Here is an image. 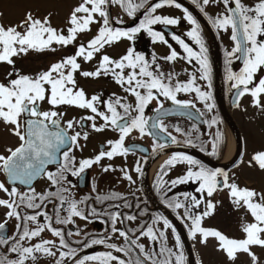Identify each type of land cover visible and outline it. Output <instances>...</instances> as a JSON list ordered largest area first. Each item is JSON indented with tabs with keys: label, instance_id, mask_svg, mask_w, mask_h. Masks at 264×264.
<instances>
[{
	"label": "snow or ice",
	"instance_id": "snow-or-ice-1",
	"mask_svg": "<svg viewBox=\"0 0 264 264\" xmlns=\"http://www.w3.org/2000/svg\"><path fill=\"white\" fill-rule=\"evenodd\" d=\"M191 2L218 34L230 32L234 46L225 51V73L230 91L234 90L235 106L239 108L241 98L247 95L251 97V106L264 113V76L257 75L264 70V0H254L251 4L244 0ZM113 5L119 6L138 23L132 27L119 26L124 21L119 17L112 19ZM212 5L222 6V11L215 16L209 15L206 9ZM165 7L181 9L182 18L157 14ZM141 10L142 18L137 15ZM182 20L190 26L185 35L191 44L175 33H171V39L183 54L169 43L165 32L154 30L156 25L165 28L179 26ZM89 33H93L90 39L80 41L82 35ZM141 33H147L153 43L166 45L168 53L158 57L153 52L149 59L134 46L126 47L117 56L108 53V48L123 41L134 43ZM69 46L74 47L73 54L61 56L35 73L19 70L14 59L25 57L30 52L57 53ZM237 60L242 62V67L233 71L232 65ZM94 61L92 68L83 67ZM161 61L173 66L177 61H184L192 65L193 71L181 80L179 73L165 71ZM0 64L11 66L6 78L0 81V125L18 141L17 146H5L0 152V173L6 178L0 181V193L4 194L0 196V208L6 209V219L0 222V246H6L7 251L14 254L11 259L0 257V264H40L41 257L51 258L52 264H188L181 235L167 217L155 216L150 225L140 226L139 236L132 239L129 232L135 235L134 230L117 225L125 221L135 222L138 217L120 211L98 212L95 208L86 213L80 205L86 204L88 198H72L69 176L79 177L105 159L112 161L116 157H127L132 149L126 146L125 141L134 132H138L140 138H153V155L168 148L169 141L171 145L180 144L177 136L159 119L160 115L171 114L164 108L165 101L183 109L196 108V102H199L208 112L213 111L216 105L211 91L212 64L201 24L192 12L182 8L177 0L154 3L151 0H79L67 15L64 27L57 28L52 24L51 12L40 17L28 11L19 23L7 26L0 23ZM101 77H111L123 95L113 93L104 99L102 94L90 95L80 84V79L97 80ZM180 94L193 98L179 99ZM153 101L157 105L154 109L158 114L156 118L145 115ZM69 108L82 110L85 114L65 120ZM205 123L211 127L218 121L213 117ZM86 126L96 133L110 130L118 138L106 140L94 156L78 160L76 151L82 152L86 147L81 141L89 139V132L84 130ZM174 131L183 135L178 126ZM222 140V134L217 131L210 141L208 155L219 154ZM183 143L207 151L204 144L198 145L190 138ZM140 151L146 152L147 149L141 148ZM53 164L56 170L50 171L49 165ZM180 165L185 168L182 175L170 181L164 179ZM247 167L264 173V149L250 155ZM102 170L116 169L109 164ZM120 171L125 180L135 183L128 169L121 168ZM134 171L142 173L140 161L136 162ZM38 178H46L55 191L37 193L32 185ZM189 183L197 185L195 194L184 192L168 197L173 188ZM17 185L28 186L29 190L21 191ZM156 190L162 193L163 202L181 221L190 240L204 246L210 240L215 241L214 250L223 257V264H264V189L241 186L237 178L223 168H209L191 155L174 152L161 165ZM220 192H226L233 209L243 210L240 236H230L217 228L204 226V221L216 212L219 201L214 200V196ZM116 199L125 198L117 194L96 197L101 202ZM53 201H58V204ZM48 204H53L54 215L44 210ZM112 207L120 208L121 205ZM123 207L131 208L132 205L125 199ZM136 207L139 208V204ZM22 208L31 209L33 213L25 211L22 214ZM62 211L66 215L62 216ZM144 214L141 211L140 215ZM102 215L110 221V229L103 236L90 235L79 228L66 231L65 227H60L73 225L75 218L89 221V217ZM13 218L18 222L16 231L7 236L3 230L7 221ZM169 230L174 238L172 247L168 246ZM45 233H50L52 238H44ZM82 235L83 239H69ZM141 236L159 242V251H146L143 244L137 243ZM114 238H122L128 246L117 244ZM97 245L105 250L79 255L81 249ZM132 246L139 249L143 260L139 257L131 259ZM196 264L203 262L198 259Z\"/></svg>",
	"mask_w": 264,
	"mask_h": 264
},
{
	"label": "flooded vegetation",
	"instance_id": "flooded-vegetation-1",
	"mask_svg": "<svg viewBox=\"0 0 264 264\" xmlns=\"http://www.w3.org/2000/svg\"><path fill=\"white\" fill-rule=\"evenodd\" d=\"M151 2L153 3L158 2V0H151ZM177 2L181 3L182 8H185V7L188 8L189 11L192 12V14L198 19V21L201 24L202 35L205 41V45L208 48V56H209V60L212 64V69H213L211 91L213 92V97H214V101L216 105L215 106L216 113L218 114V117L222 118L223 122L226 123L223 116H221L222 114H220L221 112L219 109L217 96L221 97L222 101L224 102L230 114L237 107L235 106L231 108V105H230V97L234 90L230 91V88H226V84L228 82L226 81V73L224 69L225 68V65H224L225 64V51H224L225 45H224V41L222 38V33L218 34L216 30L212 28L211 24L208 22L204 14L199 12L198 8L196 7L195 4L191 2V0H177ZM244 2L251 4L254 2V0H244ZM206 11L209 15L215 16L218 11H222V6L218 7V6L212 5V6H209L206 9ZM142 14H143V10H141V12L138 13L137 15L140 18H142ZM157 14L170 15L172 17H181V18L183 16L182 10L176 9L174 7H165L164 9L158 10ZM111 15H112L113 20H115L117 17L122 18L124 23L123 25H119L122 27H132V26H135L136 23H138V20H133L132 18L128 17L119 6L117 7H114V5L111 6ZM189 29H190V26L187 24L186 21H183V20L179 26H175V27L169 26L168 28H165L162 25L154 26V30L165 32L166 39L169 41V43L173 45V47L177 48V50L181 54H183V51L182 49L179 48V46L175 43V41L171 39V33L180 35L182 38L186 40V42L191 44V41H188L185 35V33ZM93 32H95V26H93ZM92 34L93 33H89V35L84 38L85 40L80 39V41L86 42L88 39L91 38ZM128 46H134L137 51L145 54V56L148 57L149 59L151 58V54L153 52L159 57V56L167 54L169 51L166 45L160 44V43H153L151 37H149L147 33L138 34L137 39L134 41V43L123 41L119 45L113 48H108L107 51L110 55L117 56L121 54ZM66 49L68 50L67 55L73 54L74 52L73 46H69ZM94 63L95 61L90 64L83 65V67L85 69H90L93 67ZM161 63L163 64L165 71H174L175 73H179V79L181 80L186 79L187 73H190L193 71L192 65H189L184 61H177L174 66L169 65V64H164L163 61H161ZM237 64L239 67H242L241 61L237 60ZM185 69L187 70V72L185 71ZM89 80L80 79L81 86L84 87V84L87 85L86 82H89ZM92 81H94V85L89 84V86L94 88V91L93 93H90V95L91 94H102L104 99H107L113 93H116L117 95H123L122 90L119 88L118 85H116L112 81L111 77H101L97 80H92ZM84 88L87 91V88L86 87ZM246 96H244L243 98H245ZM178 98L188 100V99H192L193 96L180 94ZM243 98H241L240 102L242 101ZM156 107L157 105L155 101H153L152 104H150L149 107L146 109L145 115L148 117L156 118L158 115L154 111ZM176 107L178 106L173 105L171 101L164 102L165 109L166 108L175 109ZM190 109L195 110L199 114V116L202 118L203 123L201 125H199L194 120L183 117V116H167V117H163L162 115L159 116V119L162 120L164 124L168 126L169 131L172 132L173 135H176V136L181 135L184 137L183 140H180L179 137L177 136V139L181 141L180 144L171 145L169 141L168 148L164 149L161 153L157 155H153L151 151L153 138L151 136H145L143 138H140L139 133L134 132L132 136L126 139L125 141L126 146L132 149V151H130L127 157H116L112 161L105 159L101 161L100 165H93L92 168L87 169L79 177L69 176V180L71 181V185H72L71 187L72 198L76 200H81L82 198H85V197L88 198L86 201V204L80 205V207L85 209L86 213L90 212L92 208H95L98 212L120 211L121 213H124V214L136 215L138 218L135 222L125 221L124 224L117 225L118 227L122 229L134 230L135 235H133L132 231L129 232V235L132 239H136V237L139 236L140 226L150 225L152 223V219L157 215L163 216L160 213V211L155 208V206L152 204V201L149 199V192L158 203L168 208L161 198L162 193H158L156 190L155 178L159 176L160 169L158 168L155 174H153L150 177V179L148 177L149 166L154 161V159H156L160 154L166 151L177 152L175 148L177 146L185 145L183 141L188 138L192 139L198 145L204 144L207 151H201L200 147H191V148L209 157L213 161L216 158H219L221 156V151L224 147L223 141H221L220 143L219 154L217 156H210L208 155V152L211 150V145H210L211 139H208L206 141L205 139L202 138V136L206 133V130H207L206 129L207 123H205V121H208V116L205 114L206 110H204L203 104L196 102V108H190ZM197 109L199 111H197ZM201 113H203V115H201ZM97 123H100V121H97ZM182 123H185V124L182 126ZM179 125H180V128L181 126L184 128L182 129L183 135L178 134L174 131L175 127L177 126L179 127ZM87 128L88 126H86L84 130H86ZM93 134H96L97 136L95 135L93 138L88 139V141L86 142L81 141V143L86 144V147L84 148L82 152L78 150L76 151V157L78 160L80 158H89V157L94 156L101 149V146L105 144L106 140L118 138L117 134L110 130H106L103 133L93 132ZM141 148L147 149V151L142 152L140 151ZM137 161H140V167L142 168V173H136L134 171ZM109 164H111L113 168H115L116 170L104 172L102 168ZM121 168H126L130 171V173L133 176V180L135 181L134 184L130 183L129 181L123 178V172L120 171ZM49 170L55 171L56 165L50 166ZM4 180H5V177H4ZM17 186L20 188L21 191L29 190L19 185ZM32 187L35 188L37 193H42V192H46L49 190L55 191V188L50 186L46 178H40L38 181H36L33 184ZM112 194H117L119 197L125 198L127 203L131 204L132 207L131 208L123 207V204L125 203V199L104 200L102 202L96 200L97 196L105 197V196H110ZM171 194L172 193H168V196H170ZM53 203L58 204V201H53ZM115 204H119L121 205V207L120 208L112 207V205H115ZM137 204H139V208L136 207ZM44 210L47 211L49 215H54L53 204H48ZM25 211L28 214L33 213V210L31 209H23V208L21 209L22 214ZM141 211H144L145 214L140 215ZM61 215L62 216L66 215V212L62 211ZM4 221L5 219L2 220L1 222H4ZM10 221L11 219L7 221L6 228L5 230H3V233L7 236H11L15 233L16 231L15 226L18 223L15 219H14V222L11 221L12 223ZM42 221H43V218H41V222ZM60 227H65L66 231L67 230L75 231L77 228H79V229L84 230V232L90 235L99 237V236H103L107 234V230L110 229V221L108 220V217L106 215H102L98 218L89 217V221H84V220H80L79 218H75V223L73 225L60 226ZM43 236L46 239L52 238L50 233H45L43 234ZM169 237H170V231H169ZM69 239L71 241H74L77 239H83V235L80 237L73 236ZM114 242H116L117 244L121 246H125V247L128 246L125 244L122 238H119V239L114 238ZM137 243L143 244L145 246L146 251L158 252L160 248L159 242H153L149 240L148 238L142 237V236L137 240ZM72 246L76 247L75 244H72ZM169 247H172V246H169ZM104 250L105 249L103 246L97 245L91 249H81L79 255L80 256L91 255V254H94L95 252L104 251ZM117 255L122 256V254H117ZM2 256H8V258L10 259L14 258V254L8 252L6 246H0V257ZM137 257L143 260V255L139 252V249L136 248L135 246H132L131 259L135 260ZM122 258L128 259L126 257H122ZM40 264H52V260L51 258H48V257H41Z\"/></svg>",
	"mask_w": 264,
	"mask_h": 264
},
{
	"label": "rangeland",
	"instance_id": "rangeland-1",
	"mask_svg": "<svg viewBox=\"0 0 264 264\" xmlns=\"http://www.w3.org/2000/svg\"><path fill=\"white\" fill-rule=\"evenodd\" d=\"M78 2L79 0H0V23H3L5 26L9 24L19 23L23 19L24 14L28 11H31L34 15L40 17H43V15H45L46 13L51 12L53 26L61 28L64 27L65 19L69 14L71 8L75 6ZM114 7H117V5H114ZM221 33L225 45L224 51H230L231 48L234 46V42L230 39V32ZM88 35L89 34L82 35L80 39H84ZM67 53V49H62L57 53L30 52L25 57L14 59L17 61V68L19 70L26 73H35L37 71L44 70L50 65V63L55 62L63 55H67ZM232 68L233 71H239L240 67L237 64V61H234ZM10 69L11 66H8L6 64H0V81H3L6 78L7 72ZM257 75L258 77L264 76V70H261V72H259ZM86 84L87 85L84 84V87L87 88L89 94L93 93L94 88L89 86V84L94 85V81L89 80V82H86ZM226 88H230L229 83L226 84ZM250 100L251 97L249 96L243 98L240 102V107L234 109V111H232L231 113L243 139V154L239 165H237L235 169L230 170L229 174L230 176L234 175L237 178V182L241 186L247 185L248 187L261 190L264 189V173H261L255 169L248 168L247 160L254 151L264 149V113L252 107ZM84 114L85 113L78 109L69 108L67 109L65 120L71 118H79L81 115ZM205 114L208 116V121L215 117L218 123L216 125H212L211 127H209V125L207 124L206 133L202 136V138L207 141L208 139H212L213 135L217 131L222 134V141L224 142V147L221 151V156L219 159L221 162H223L227 155L228 140L232 137L235 139L237 151V137L233 129L227 123H224L222 118L218 117V114L216 113V108H214L212 112H208L206 110ZM184 124L185 123H182V126ZM182 126L181 129H184ZM86 131L89 132V139L93 138L96 135L93 134V131L91 130L90 126H88ZM177 136L180 140H183L184 138L181 135ZM17 145L18 141L16 140V138L9 136L4 131L3 126L0 125V152L4 151L5 146L15 147ZM161 165L159 166V169L161 168ZM184 170L185 168L183 165L177 166L176 168L172 169L169 172L168 176L164 177V179L169 181L171 179H175L177 178V176L182 175L184 173ZM157 179L158 177L155 178V182L157 181ZM0 181H4V176L2 173H0ZM196 187L197 185L192 183L178 185L177 187L172 189V193H174L173 195L175 196L180 195L184 192L195 194ZM3 195V193H0V196ZM214 200L219 201V203L217 204L216 212L213 216L208 217L204 221V226L210 228H217L230 236H240L241 233L239 231V224L241 216L243 215V210L236 211L232 208L226 192L217 193L214 196ZM5 212L6 209L0 208V222L6 219ZM11 221L14 222V219H11ZM168 242L169 246L174 245V238L171 236V233ZM190 242L193 246L195 264L198 259L201 260L203 264H223V257L221 256V254L217 253L214 250L215 241L210 240L207 246L199 244L198 241L190 240ZM256 251L259 252L260 250L256 249Z\"/></svg>",
	"mask_w": 264,
	"mask_h": 264
},
{
	"label": "water",
	"instance_id": "water-1",
	"mask_svg": "<svg viewBox=\"0 0 264 264\" xmlns=\"http://www.w3.org/2000/svg\"><path fill=\"white\" fill-rule=\"evenodd\" d=\"M216 64H218V63H216ZM217 101H218L220 112H221L224 120L233 129V131L235 132V135L237 137L238 147H237V151H236V154L234 155L233 159L228 164H223L222 162H215L212 159H210L209 157H207V156L201 154L200 152L196 151L195 149H193L191 147H188V146H185V145L177 146L175 149L181 150V151H185V152H188V153L192 154L193 156H195L196 158H198L200 161H202L203 163H205L206 165H208L211 168H223L225 171H229V170L235 168L239 164V161L241 160L242 153H243L242 137H241V134H240V131H239V128H238L237 124L235 123V121L233 120L231 114L227 110V108H226L224 102L222 101L221 97L217 96ZM230 105H231V108L235 107L234 91L232 92V95L230 97ZM166 110H169L171 114L170 115H162L163 117H167V116H183V117H186V118L194 120L199 125H201L203 123L202 118L193 109H190V108L183 109V108L176 107L175 109L174 108H166ZM156 131H158V130H156ZM161 136H163V134H161ZM160 141L164 142V140H160ZM53 165H49V167L53 166ZM39 179L40 178L35 180L33 182V184L36 181H38ZM21 187L28 189V186H21ZM149 199L152 201V204L155 206L156 209L161 211L166 217H168L174 223V225L176 226L178 232L181 235L182 241H183L185 249L187 251L188 264H195L194 263V257H193V249H192L190 240L188 238V235L185 232L184 227L181 224V222L178 219H176V216L169 209H167L166 207H164L160 203H158L155 200V198L150 194V192H149Z\"/></svg>",
	"mask_w": 264,
	"mask_h": 264
},
{
	"label": "bare ground",
	"instance_id": "bare-ground-1",
	"mask_svg": "<svg viewBox=\"0 0 264 264\" xmlns=\"http://www.w3.org/2000/svg\"><path fill=\"white\" fill-rule=\"evenodd\" d=\"M174 153L173 151H166L162 154H160L149 166L148 170V177H150L155 174L156 170L159 168V166L163 163V161L171 154ZM236 153V143L235 139L232 137L228 140V146H227V155L226 158L223 161V164H228L234 157Z\"/></svg>",
	"mask_w": 264,
	"mask_h": 264
},
{
	"label": "trees",
	"instance_id": "trees-1",
	"mask_svg": "<svg viewBox=\"0 0 264 264\" xmlns=\"http://www.w3.org/2000/svg\"><path fill=\"white\" fill-rule=\"evenodd\" d=\"M29 66H30V65H29ZM219 158H220V157H219ZM219 158H216L215 160H216V161H220V159H219ZM168 193H172V190H171L170 192H168ZM173 194H174V193H172V194H171L170 196H168V197H172V196H173ZM167 195H168V194H167ZM169 209H170V208H169Z\"/></svg>",
	"mask_w": 264,
	"mask_h": 264
}]
</instances>
